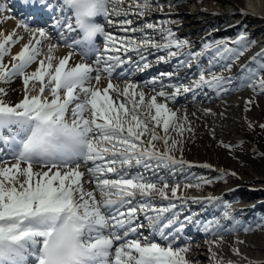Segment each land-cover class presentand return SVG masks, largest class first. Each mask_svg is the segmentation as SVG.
<instances>
[{
    "label": "snow or ice",
    "instance_id": "obj_1",
    "mask_svg": "<svg viewBox=\"0 0 264 264\" xmlns=\"http://www.w3.org/2000/svg\"><path fill=\"white\" fill-rule=\"evenodd\" d=\"M20 3L29 15L44 13L54 20L47 30L34 22L30 28L25 19L19 25L48 42L42 59L41 39H35L34 45L30 40L9 69L3 58L9 51L6 45L17 42L15 32L0 42V81L7 84L22 77L25 86L24 98L14 105L5 102L7 89L0 87L4 145L0 148V264H192L186 228L199 225L198 230L210 235H222V228L218 220L194 217L191 212L182 215L186 203L203 207L199 199L177 195L182 181L186 188L200 186L189 180L186 167L192 165L174 155L184 143L180 137L190 129L177 122V111L158 102L157 96L146 98L128 77L132 71L151 67L149 57L155 54L157 64L175 63L174 71L152 81L154 88L159 84L157 95L165 101L206 94L205 89L223 95L237 87L264 95V50L241 66L240 77H230L224 73L253 46L247 34L240 33L235 40L206 39L194 49L192 41L179 37L171 21L144 20L153 10V0H132L125 7H120L123 0ZM156 7L162 11L164 5L157 0ZM6 10L0 3V13ZM130 13L143 22L123 31L141 38L118 39L106 26L113 23L112 17L131 26ZM86 17L92 22L86 23ZM98 17L102 22H97ZM52 38L95 59L70 65L65 55L54 64L57 44ZM133 54L139 59L133 60ZM37 62V70L29 74L27 68ZM193 67L198 78L186 81L180 76L181 69ZM165 78L176 82L166 85ZM30 81L39 82L37 94H32L35 85L28 87ZM165 87H171L172 93ZM252 103H246V111ZM183 121L187 122L186 116ZM259 126L264 129V124ZM170 128L177 132L176 138L170 136ZM157 141L162 149L156 147ZM5 149L7 157L2 154ZM236 224L230 231L252 230ZM232 251L238 254L235 248ZM213 259L215 264H237L215 253Z\"/></svg>",
    "mask_w": 264,
    "mask_h": 264
},
{
    "label": "bare ground",
    "instance_id": "obj_2",
    "mask_svg": "<svg viewBox=\"0 0 264 264\" xmlns=\"http://www.w3.org/2000/svg\"><path fill=\"white\" fill-rule=\"evenodd\" d=\"M159 3L163 4V10H159L156 7L157 0H153L152 8L153 10L148 13L144 20L154 23L168 24L170 19H172V27L180 32V37H186L190 41L195 43L213 38L215 35L221 37L220 35L240 29L243 27L244 23L246 25L249 23L248 30L245 33L249 35L259 36L260 44L256 47L254 51L248 52L247 55H244L241 60L236 64V71L230 73H224L225 76L236 77L241 73V66L248 65L253 56L257 53L264 50V0H158ZM0 3L5 5V0ZM132 3V0H123V6H128ZM171 5V7H169ZM0 13V42L3 41L5 35L12 34L15 32L14 39L17 40L15 44L6 45L9 49L8 53L5 54L3 58V64L9 69L11 68L12 63L15 61L13 57L17 56L20 51L23 50V46L28 44L32 40L33 45L35 39H41L40 37H33L32 32L20 28L19 25L22 19L26 18V14H21L20 16L16 11L10 12L11 8ZM249 13L247 15L241 14ZM44 13H39L41 18H44ZM239 16L242 18L241 21H233V17ZM43 16V17H42ZM129 18L133 20L131 26L121 25L119 23V18L112 17L113 23L111 26H106L107 30L118 39H122V36L125 37H135L140 39L138 33H131L128 35L118 34V30H123L124 27H136L138 24L143 21L136 17L134 14L130 13ZM101 21V18H97ZM166 19V20H165ZM26 20V19H25ZM29 27H33L29 25ZM239 32H236L234 37L238 36ZM248 35V34H247ZM22 37V38H20ZM156 39L159 41V36H156ZM52 43H59V46L52 53L56 58L53 62L54 64L58 63V60L63 58L65 55L69 56V64L79 62L92 63L95 59L94 55L90 57H84L79 49L73 48L56 38H52ZM47 41L41 39L40 47L42 49V55L40 59L44 58V55L47 54ZM161 55L163 53H160ZM133 60H138L139 57L135 54L132 55ZM151 61V67L159 69L157 73L152 75H146V77L156 79L159 81L160 74L174 71L175 63L169 64H157L155 60V54L149 57ZM207 62V61H206ZM205 63V61H204ZM131 67V66H129ZM38 68V62L31 64L27 68V72L30 74L36 71ZM154 69V70H155ZM196 69H181L180 76L185 77L187 81L188 78L196 79L194 75ZM136 72V71H132ZM187 74V75H186ZM175 80L169 81L167 78L164 79V83L167 85L169 83H175ZM105 81L102 79L101 85L103 86ZM1 87L7 89V95L3 97L5 102L10 104H15L20 102L24 98L25 86L23 84V78L18 77L14 79L11 83L0 82ZM35 85V91L32 93L37 94L39 89V82L30 81L28 87L32 88ZM246 87H237L233 91L223 95H214L210 90L205 89L206 94H198L193 97L190 93L180 96L175 103L171 101H165L163 97H159L157 93L161 91L159 84L153 87V85H146L144 88L139 86V90L143 91L147 97L157 96V100L160 103H167L168 107L173 111H177L178 123H184L186 130L183 133V136L180 137L184 140V143L179 146L180 150H177L174 155L177 158H182L186 165L190 164L192 167L187 169V172H192L189 176V180L195 185L199 183V180L192 179L193 174L200 173L204 167L201 165H209V169L217 168L219 163H214L207 156L200 155L195 159H191L185 156L184 145H192L195 149L196 141L201 140V135L206 136L210 143L215 141L221 142L227 139H236L239 140L240 122L245 121V118L249 117L252 120L258 118V113L248 105L249 110L246 111V103L251 99L249 89ZM165 92L171 94L173 89L171 87H165L163 89ZM47 91V90H46ZM262 102H264V97H261ZM154 114V110H153ZM187 118V122L183 121V117ZM207 126V127H206ZM161 133L163 132L162 126L158 129ZM214 132V134H213ZM8 133L5 132V136ZM177 132L170 128V136L173 138L177 137ZM3 146V147H2ZM156 147L162 149L163 145L161 142H156ZM0 148H4V145L0 143ZM216 150H214L215 152ZM5 157L9 155L5 149L2 153ZM226 168L229 171L235 173L236 178L232 180L230 184L224 185L218 188L215 193H207L201 191L200 187L186 188L184 185H181L177 195L186 196L190 200L193 198L199 199L203 204V207L199 206L201 204L197 203H186L191 205V214L195 217L200 215L203 219L207 217L208 220H218L221 221L219 224L222 228V235L219 234H206L202 229L198 230L199 225L190 226L186 228L185 234H190L187 238L184 236V239L191 244L192 251L190 252V258L192 264H215L213 259V254L221 260L237 262V264H264V237L260 238L257 235H241L240 236V245L237 244V238L231 235L234 231H229L224 229L226 222H231L230 217L235 219H240L239 224L243 225V228L247 226V221L254 215V218L261 217L264 215V170L263 171H248L246 169L238 168V164L235 162L232 156L227 157ZM218 164V165H217ZM82 171L85 169L81 168ZM186 183V181H185ZM245 195V197H253L257 194L256 198L252 200H258L254 204H250L244 207H229V208H219L218 202L224 197H228L224 203V206L232 203L233 197L238 195ZM212 198L210 201L207 198ZM199 206V207H198ZM256 209V210H255ZM228 212L230 216H225L224 213L221 214V211ZM258 210H261V214H258ZM188 212L182 211V215H187ZM231 224V223H230ZM257 223H253L255 225ZM237 224L235 225V227ZM145 235L148 234L147 229L143 230ZM191 231V232H190ZM243 229L235 231L239 232ZM190 232V233H188ZM205 237L207 239L203 243H199L200 237ZM216 241H221L218 247H214ZM235 248L238 250V254H234L232 249ZM206 258L210 260L208 263L205 262Z\"/></svg>",
    "mask_w": 264,
    "mask_h": 264
},
{
    "label": "rangeland",
    "instance_id": "obj_3",
    "mask_svg": "<svg viewBox=\"0 0 264 264\" xmlns=\"http://www.w3.org/2000/svg\"><path fill=\"white\" fill-rule=\"evenodd\" d=\"M123 6V5H121ZM242 18L239 17L238 15L233 17V21H240ZM166 20V19H165ZM172 21V19H170ZM244 26L241 27L238 32L239 33H245V31L248 30L249 23L246 25V22L243 24ZM177 34L180 37V32L176 29H174ZM248 38L252 40L253 46L244 54L247 55L248 52L254 51L256 47L260 44L259 36L256 35H249L248 33ZM221 37H217L216 35L213 38H217L215 40H233L231 36H229V33L226 32L222 35ZM227 36V37H224ZM188 39V38H187ZM207 40H213L210 38H207ZM231 46V45H230ZM194 49H199L200 48V42L193 44ZM243 55V56H244ZM243 56L240 58V60L243 58ZM207 62L205 61V64ZM236 64H233L231 70L226 73L230 72H235L236 70ZM241 73L237 75L236 77H240ZM1 82V81H0ZM1 87V85H0ZM245 89H249L250 93V100H254L255 103L250 104L251 107L258 113V118L256 120H252V118H245V121L240 122V129H239V136L241 137L239 140L236 139H227L223 140L221 142H217L214 139L213 143H210L208 141V138L206 136L201 135V140L198 142L196 141V147L195 149L192 147V145H184V151H185V156L191 159H195L200 155L208 156L211 161L214 163H219V166L217 168L209 169L205 168L203 169L200 173L196 174L194 173V177L199 180L200 183V189L203 192L207 193H215V191L218 190V188L230 184L234 178H236L235 173L232 171H229L226 168V159L229 156H232L235 160V162L238 164V168H244L248 171L254 172V171H263L264 170V130L259 126L260 124H264V102H262L261 97L264 95H256L254 92L246 87ZM207 127V126H206ZM231 147H228V146ZM214 150H216L214 152ZM218 165V164H217ZM193 172V171H192ZM191 172V173H192ZM201 181H208V183H202ZM185 181H182L181 185H184ZM257 194L253 195V197H245V195H238L233 197L232 203L227 204L224 206V203L230 202L226 201L228 200L227 196L224 197L223 199H220L218 202V207L219 208H229V207H244L248 206L250 204H254L258 200H252L256 198ZM191 209V205L185 204L184 208L182 211L184 212H189ZM256 210V209H255ZM223 210L221 211V214H223ZM258 214H261V210H258ZM255 216L253 215L248 221H247V226H252L251 231H239V232H234L231 235L233 237L237 238V246L241 244L240 236L241 235H257L260 238L264 237V215L258 218H254ZM221 221H219L220 223ZM257 223L253 225V223ZM231 226L230 223H225L224 229L229 228ZM214 227V225H213ZM189 237V235H187ZM207 239L205 237H200L199 238V243L205 242ZM206 258L205 262H209Z\"/></svg>",
    "mask_w": 264,
    "mask_h": 264
},
{
    "label": "clouds",
    "instance_id": "obj_4",
    "mask_svg": "<svg viewBox=\"0 0 264 264\" xmlns=\"http://www.w3.org/2000/svg\"><path fill=\"white\" fill-rule=\"evenodd\" d=\"M85 22H86V23H91V22H92V21H91V18H87V17H86V18H85Z\"/></svg>",
    "mask_w": 264,
    "mask_h": 264
},
{
    "label": "trees",
    "instance_id": "obj_5",
    "mask_svg": "<svg viewBox=\"0 0 264 264\" xmlns=\"http://www.w3.org/2000/svg\"><path fill=\"white\" fill-rule=\"evenodd\" d=\"M264 130V129H263Z\"/></svg>",
    "mask_w": 264,
    "mask_h": 264
}]
</instances>
